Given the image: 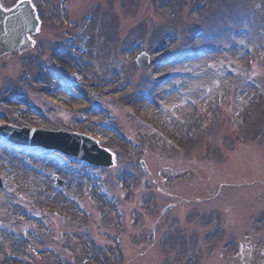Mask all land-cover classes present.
I'll use <instances>...</instances> for the list:
<instances>
[{"label": "rangeland", "instance_id": "obj_1", "mask_svg": "<svg viewBox=\"0 0 264 264\" xmlns=\"http://www.w3.org/2000/svg\"><path fill=\"white\" fill-rule=\"evenodd\" d=\"M17 1L18 0H2L1 3L5 8H10L14 6V3ZM125 1L126 3H124ZM36 3L39 4L40 7H43L45 22L53 23L52 26L47 23L48 27L39 35L41 38L40 41L44 39L46 41L45 46L41 47L40 51L48 52L50 44L47 43L50 42L49 39L54 41L56 37L61 40L63 35L66 34H64V32H75L77 38L82 40L79 41L85 52L80 54L79 50L74 49V55L83 58L85 61H89L93 66V69L88 68L87 70L88 75L93 80L92 85L90 82L84 80L82 86L89 94L91 91L93 92L92 86L99 87L96 89L97 92H108L100 93L98 97L101 99L95 98L97 101L101 102L102 107L106 109V113L101 114V117L97 114H88V112V115L69 112L72 109L75 110L80 106L86 105V102L77 99L76 96L69 93L68 95L71 97H68V95L66 96L64 93H58V95L62 94L59 95L60 98H54L53 95H49L46 90L44 91V89L48 87L46 86V84H48L47 82L34 83L35 79L42 74L40 71L39 74L34 75L33 81L29 82L26 87H28L29 95L34 97V103L39 108L41 107L44 109L45 118L38 117L29 112L27 115L20 114L21 119L18 122L22 123L26 121L31 123V125L52 128L54 130L57 129L58 126H62L66 130H79L80 132H85L100 138L106 143L107 147L114 152L117 151L119 154V168H115L110 176V179L112 177L113 184L116 187L113 189V185H111L110 188L116 192L118 196H121V181H123L124 193H126L129 182L118 178V176L125 169L134 172V178L138 175L137 170L138 161L140 160V151L138 152L135 150V154L137 155L135 156L131 149L132 159L130 160V148L124 146L109 131L105 130V127L108 124L114 122V120L109 118L108 110L111 112L110 106L118 105L122 109H125L127 104L133 112L140 115L139 117L147 119L153 122L154 125L162 128L165 133L180 146L186 144L189 151L192 147L191 143H187L186 131L190 128L193 129L196 125V119L193 116L194 111L188 104V100H192L203 109V115L207 117L205 129L210 131L212 136L204 137L206 140L203 141L199 134L197 137L196 148L186 154H178L172 148L160 145L158 141H152L149 146L152 150L149 166L151 167L152 175L155 174L156 176L159 175L161 171L163 173V170H161L162 167H165L166 171H171L170 173H163L165 178L164 181L166 183H163V181L161 184L162 189H164L165 192L164 194H169L171 196V198H169L170 202L181 203L184 198L182 195H184L185 198L203 196V198L208 199L212 195L211 193L213 190L217 187L207 185V177L210 175L211 171L208 169V163L204 160L206 152H209V159L211 161L227 163L230 154L226 151L232 150L239 145H243V148L245 149V145H249L253 134H257L255 123L264 119V109L259 112L253 111L254 101L257 100V96H255L251 87L246 85L247 82H253L264 89V41L260 43L256 36L257 31L260 28H264V23L262 24V21L264 20V0H73L72 8L74 11L70 13V18H66L62 13L61 0H36ZM88 13H98V18L93 22H90L86 20V18H83V16ZM101 13H104V15L105 13L113 15L114 19L111 20V24L108 23L117 30V33L115 34L117 39L115 42H111L109 39L110 42H108V40L105 41V36L100 35L101 25L102 23H106L103 19L104 15H100ZM75 19L77 20L75 21ZM68 20H74L76 23L69 24L67 22ZM228 28H233L234 30L245 29L248 33L246 36L243 35L236 39L233 38V32L229 33L225 31ZM205 31L207 34L206 37L203 38L201 36ZM137 41L141 46L135 51H131ZM125 47L127 50H124ZM209 48H221L219 50L226 48L232 50L230 53L234 56V58H232L234 63L233 68H230V70L233 71L236 67L238 70L236 73L240 74V82L238 81V83H236V88L233 91L232 97L225 101L224 110L219 121H215L208 110L210 108L209 104L215 99L216 94L222 92L223 87L226 84L225 80L230 79L229 75H227V71L224 70L225 66H228V64L213 59L216 56L210 58L213 54H209L206 58L196 57V60H193L194 55L190 56V58L185 56L186 59L183 61L177 60V57H179L178 55H184L191 52V50L197 55L198 52L209 51ZM144 50L146 52L145 54L149 56L151 63H156V65H152L151 69L146 70V72L139 70L134 64V58ZM35 51L36 50H33L32 52ZM247 51H255L257 53L256 69L252 73L246 72V69L248 68V58L246 57ZM101 52L103 54H100ZM30 53L31 52H25L18 60L14 57H6L5 60L3 59V65H5V68L0 69V112L4 110V103H6L2 102L1 99L7 97V94H11L8 87H11L12 85L15 87L16 85L23 83L17 78L21 72L19 71V66H21L22 69L24 68L25 60ZM32 60L34 59L32 58ZM207 62L213 63L215 74H211L205 69ZM82 67L83 65L79 68L81 69ZM199 69L207 75L202 78L201 82L194 87L190 86L192 88L189 89V84H186L185 81L192 71H196L197 73ZM113 72H120L121 78H124L125 81L120 84L118 82L120 79L117 81L116 76H113L112 74ZM177 72L179 75L184 76V78H174L173 75ZM186 75H188L187 78ZM105 78H114V83L117 89L111 90L104 80ZM157 78L159 84H162L164 79L170 80L171 82L162 85L158 92L154 93L155 95L159 94L161 88L165 89L161 98H159L160 96H155V105H148L145 101L133 103L131 100L125 102L126 100L124 98L119 99L121 96L120 92L124 93L126 88H128V85L133 86L131 93H135L140 89H142L140 91H143L146 87L149 89V86H152L153 80ZM48 81L51 83V89L53 91L57 85L51 78H49ZM24 82H26V80H24ZM188 82L193 84V80ZM31 83H34L35 85L32 84L30 86ZM127 83L128 85L126 86ZM178 89L181 92L180 95L177 93ZM74 92H77V90L74 89ZM16 94H18L17 91L13 93L14 96ZM45 96H49L51 101L58 102L61 108L57 109L48 104L45 105L43 103L45 102V100H43V97L45 98ZM61 96L64 100H62ZM139 104H143V106L139 107ZM178 104H181L184 109ZM14 105L17 106L18 110H24V104L20 105L16 103L13 104V106ZM157 106H162V110H157ZM80 111L82 110L80 109ZM185 111L189 113L187 120H184L182 117V113L184 116ZM6 113L7 115H10L9 111ZM116 113L118 120H115L121 125V130L124 131L126 135L129 136L131 134L130 136L133 135L134 138L138 139H140L138 136L146 135V133L136 130L140 127L137 122L129 119L124 114L120 115V113ZM247 117L253 121L248 125L241 127V121ZM229 119L231 120L232 126L229 125ZM217 124L220 127L214 134L212 133L214 130L213 127ZM241 129L245 131L246 134H250L246 142L239 138V134L240 137L242 136ZM103 134L104 136H102ZM238 138L241 141H239ZM207 139H210L217 145H215V147L207 148ZM253 140L258 143L257 138ZM262 156L264 158V153L260 155V159ZM129 162L132 163L129 164ZM216 167L217 166H215L214 169H216ZM196 170L198 171V174L196 173ZM0 173L5 177H10L11 181L13 180L9 169L7 170L0 166ZM237 174L241 176V172H237ZM257 176V180H259V178L264 180V176L259 177V174H257ZM122 177L125 176L122 175ZM252 177H254L253 172L245 173L244 177L240 178V181L249 182L251 180L247 178ZM67 178L69 179V186L64 191V194L69 197L73 196V198H84L87 192L84 191V193L81 189L87 191L88 185L91 186V184L86 180L81 179L80 176ZM219 178H221L223 182L227 181L224 180L223 177ZM217 180L220 182L218 178ZM77 181L79 182V185H82L81 183H84V185L81 187L78 185V188L74 187V182L77 183ZM14 182L16 183L17 181L14 180ZM145 182L146 176L141 177L137 182L140 188L138 193L139 201L136 204L133 203L129 205L130 216L133 218L131 219L133 222L135 219H139V216L135 218V209L138 211L147 208L146 203L149 198H147V195H149L150 191H147L145 188ZM21 185L23 190L28 188V185H26L24 181ZM231 185L232 184H230V186ZM22 189L20 190L23 192ZM30 190L33 191L32 185ZM252 190L253 195L251 198H255L254 201L258 202V204L264 202V200L261 199L263 198L262 196H256V194H260L259 190H257V188H253ZM252 190L249 192H252ZM239 191L238 188L234 187L231 188V191L224 190V197L218 200L219 202L216 201L218 202L217 204L216 202L213 203V205L215 209H218L219 212L221 211L223 213L230 208V206L233 207V209L236 207L235 210L232 209L234 212L230 210L228 213L231 215L229 220L232 225V231L237 237L239 236L241 238L244 237L245 229L250 231L251 235H248L251 237L252 244L256 251V264H264V254L261 252L264 249V224L259 226L254 222L258 217H264V203L261 206L262 208L260 207L261 209L259 208L255 213L252 211L251 206H244L245 209L238 208L240 203L238 197L241 194ZM47 192H50V187L48 186ZM33 194L35 200L38 202L35 192H33ZM51 194H53L52 191ZM88 198L92 199L87 200L88 206L93 210L94 216L97 217L99 227L92 224L88 225L83 217L67 208H62V206L56 201H51V206H44L45 208L60 209L62 213L71 217V221L68 224L63 225V231H69V228L70 226L72 227L73 223L86 226L77 230V233L79 234L78 241L72 239L63 242L60 241L58 248L59 250L62 248L71 250V247H74L81 250L84 254H88L90 259L93 260V262H89V264H102L103 262L112 263L115 259L113 258L110 260L107 256H101L99 250L93 249L89 236H86V234L107 230L108 224L111 222L114 213L112 210L110 211L107 209L105 205L96 201V199L92 197ZM163 198V200L158 202V210H156L157 215L155 214L152 219L150 218L152 222L161 220V224L163 225L162 227L160 225L161 229L158 230L159 235L160 232L165 234V232L168 231L167 223L169 222L167 216L164 218L160 217L161 208L169 202L167 199L168 196ZM251 198L248 200L250 201ZM58 200L63 204L66 203L61 196H58ZM164 200L166 202H163ZM66 205L70 206L67 203ZM186 209V206L182 205L180 211L177 210V213L174 212L173 215L178 220H182L185 223L186 217L184 212L188 211V209ZM94 210H96V213ZM13 213L15 212L9 206V202L5 203L2 194H0V227L4 229V231H0V264H20L19 262H23L26 257V248H29L26 243L27 239L24 238L25 235L23 232L26 231L25 228L19 229L23 234L21 238L24 239L22 240L16 241L8 234L13 228H19L21 224L26 221L25 218L18 217L17 219L21 221V223H11L12 220H16ZM171 215L169 220L173 223L177 222L174 220L173 216L171 217ZM251 215L253 217L250 218ZM214 216L215 218L221 217L220 213H214ZM165 218H167V220L164 221ZM211 230H213V226L211 227ZM208 231H210V228L203 232ZM136 232L137 231L135 230L134 233ZM25 237H29V235ZM103 238L104 236L101 235L99 240H101L103 244H109V242L103 241ZM47 239V246H50V237ZM132 244H134L133 238L127 242V248H130ZM209 245L221 247L216 240L212 239L211 241H208L207 245L203 246L205 250L207 249L205 253L209 252ZM148 246L151 248V252L144 254L138 249L137 255L132 256L135 262L142 261V264H161L162 260L160 256L162 255L158 247L152 246L151 243ZM165 246H167L166 241ZM162 247H164L163 244ZM93 250L95 251L92 253ZM168 253L172 257L176 256L177 260H168L167 262L165 261L166 263L184 264L186 262L185 264H189V261L179 260V255L172 252L171 249H168ZM60 254L65 257L59 258L54 254H51L45 257L44 263L69 264V261L70 263H73L72 257H67L62 251H60ZM228 259L229 257L227 256H225V258L216 257V259L213 260H208L206 257L202 264H245V262L240 259L235 261L234 257ZM128 261H126V264Z\"/></svg>", "mask_w": 264, "mask_h": 264}, {"label": "bare ground", "instance_id": "obj_2", "mask_svg": "<svg viewBox=\"0 0 264 264\" xmlns=\"http://www.w3.org/2000/svg\"><path fill=\"white\" fill-rule=\"evenodd\" d=\"M65 58H62V60H64ZM79 66L80 65H84L85 66V64H84V62L82 61L81 62V64H78ZM81 70H83V69H81ZM113 74V76H116V80L118 81L120 78H119V73L118 72H113L112 73ZM202 76L204 75V74H202V73H200ZM199 79H200V77H199ZM106 82H107V84H108V86L111 88V90H114V89H116V87H115V83H114V78H111V79H104ZM186 82V84H188V81L186 80L185 81ZM59 96V95H58ZM10 172H11V174H13L12 175V178L13 179H21V177H24V180H26V179H28V181H29V179L30 180H32V188H35V191L37 192V194H41L42 193V188H43V184H41V183H39L38 181H36L35 180V178L33 177V176H30V177H27V176H24V174L23 173H21V172H19V169H18V166L15 168V170L13 171V170H10ZM127 258V255L125 256V259Z\"/></svg>", "mask_w": 264, "mask_h": 264}, {"label": "snow or ice", "instance_id": "obj_3", "mask_svg": "<svg viewBox=\"0 0 264 264\" xmlns=\"http://www.w3.org/2000/svg\"><path fill=\"white\" fill-rule=\"evenodd\" d=\"M24 2H25V0H20V3L21 4L24 3ZM17 7H18V5H17ZM0 10H3V11H12L11 8H5L3 4H0Z\"/></svg>", "mask_w": 264, "mask_h": 264}, {"label": "water", "instance_id": "obj_4", "mask_svg": "<svg viewBox=\"0 0 264 264\" xmlns=\"http://www.w3.org/2000/svg\"><path fill=\"white\" fill-rule=\"evenodd\" d=\"M0 22H1V20H0Z\"/></svg>", "mask_w": 264, "mask_h": 264}]
</instances>
